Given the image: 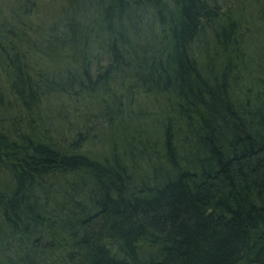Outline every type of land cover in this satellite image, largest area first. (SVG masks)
<instances>
[{"label":"trees","instance_id":"16d2710c","mask_svg":"<svg viewBox=\"0 0 264 264\" xmlns=\"http://www.w3.org/2000/svg\"><path fill=\"white\" fill-rule=\"evenodd\" d=\"M0 264H264V0H0Z\"/></svg>","mask_w":264,"mask_h":264},{"label":"rangeland","instance_id":"374dc122","mask_svg":"<svg viewBox=\"0 0 264 264\" xmlns=\"http://www.w3.org/2000/svg\"><path fill=\"white\" fill-rule=\"evenodd\" d=\"M53 3H50L49 1H44L42 2V6H45V7H49L51 6Z\"/></svg>","mask_w":264,"mask_h":264}]
</instances>
